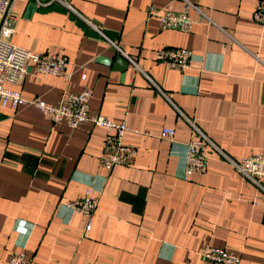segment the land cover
<instances>
[{
    "label": "crops",
    "instance_id": "obj_1",
    "mask_svg": "<svg viewBox=\"0 0 264 264\" xmlns=\"http://www.w3.org/2000/svg\"><path fill=\"white\" fill-rule=\"evenodd\" d=\"M66 1L72 11L15 0L10 41L41 55L62 53L67 77L30 68L4 87L51 104L88 88L90 112L136 130L122 138L136 155L104 171L101 128L54 124L32 105L0 108V264L22 244L27 264H208L197 255L205 246L237 253L239 264H264V193L227 161L264 150V26L251 19L256 0ZM184 1L210 23L196 22L190 32L161 28L157 11H179ZM161 47L191 50L190 67L155 62L152 51ZM116 48L135 63L121 78ZM188 121L209 144L205 172L183 179L181 154L158 133L173 128L183 148ZM88 182L98 192L85 229L84 216L58 208Z\"/></svg>",
    "mask_w": 264,
    "mask_h": 264
},
{
    "label": "built area",
    "instance_id": "obj_2",
    "mask_svg": "<svg viewBox=\"0 0 264 264\" xmlns=\"http://www.w3.org/2000/svg\"><path fill=\"white\" fill-rule=\"evenodd\" d=\"M14 2L15 0H0V108L7 105L11 108L32 105L49 118L52 123L64 124L71 129L76 128L81 123L88 122L103 130L102 151L98 156L99 167L108 172L114 166L130 165L136 155V149L124 144L122 138L125 132L131 130L136 132V130L131 129L125 121H113L101 114L90 112L91 92L88 88H82L79 92H64L56 103L51 104L45 103L39 98H24L18 92L4 87V84L19 83L30 68L43 77L53 75L66 78V68L69 64L67 57L62 53L41 55L30 52L10 41L16 20L13 12ZM52 2L61 4L68 10H73L66 0H36V3L42 5ZM157 18L161 28L174 29L180 32H190L196 22L206 21L210 23L209 18L199 6L188 1L183 2L179 11L169 8L158 10ZM251 19L264 26V0H256ZM122 55L135 66L132 59L125 54ZM152 55L155 62L180 72L190 67L192 59L191 50L182 47L156 48L152 51ZM188 122L190 137L183 148L175 144L173 128L162 127L158 133L160 139L169 143L172 152L181 154L182 164L180 167L183 179L190 173L202 175L205 172L206 150L209 144L208 139L196 126L192 122ZM227 161L242 178L254 183L264 193V150L250 152L237 162L229 159ZM97 192L98 190L94 188V185L88 182L79 198L62 202L58 209L84 216L86 219L85 229H88L96 209ZM197 255L208 264H239L237 253L221 247L205 246L197 252ZM6 264H27L23 244L9 255Z\"/></svg>",
    "mask_w": 264,
    "mask_h": 264
},
{
    "label": "water",
    "instance_id": "obj_3",
    "mask_svg": "<svg viewBox=\"0 0 264 264\" xmlns=\"http://www.w3.org/2000/svg\"><path fill=\"white\" fill-rule=\"evenodd\" d=\"M96 61L107 65L110 63L111 60L110 58L99 56L96 58ZM113 64L117 65L116 70L121 72V75H120V78H121L122 74L127 69L128 60L120 52H118L117 55L114 57Z\"/></svg>",
    "mask_w": 264,
    "mask_h": 264
}]
</instances>
